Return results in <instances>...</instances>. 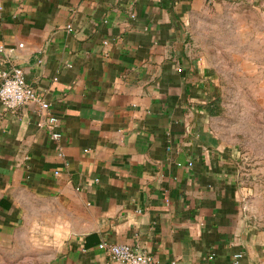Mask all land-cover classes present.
I'll list each match as a JSON object with an SVG mask.
<instances>
[{"label": "crops", "instance_id": "1", "mask_svg": "<svg viewBox=\"0 0 264 264\" xmlns=\"http://www.w3.org/2000/svg\"><path fill=\"white\" fill-rule=\"evenodd\" d=\"M192 7L0 0V68L22 70L61 135L37 127L36 105L0 104V241L51 234L54 264H113L101 243L156 264H264L218 140L217 83L190 56Z\"/></svg>", "mask_w": 264, "mask_h": 264}, {"label": "rangeland", "instance_id": "2", "mask_svg": "<svg viewBox=\"0 0 264 264\" xmlns=\"http://www.w3.org/2000/svg\"><path fill=\"white\" fill-rule=\"evenodd\" d=\"M190 56L217 83L219 143L232 153L236 191L264 231V0H191ZM51 234L21 231L0 241V264H54Z\"/></svg>", "mask_w": 264, "mask_h": 264}, {"label": "built area", "instance_id": "3", "mask_svg": "<svg viewBox=\"0 0 264 264\" xmlns=\"http://www.w3.org/2000/svg\"><path fill=\"white\" fill-rule=\"evenodd\" d=\"M18 47L20 48L22 45L19 44ZM0 54L6 57L0 63H7L9 53H5L3 46H0ZM29 103L38 107L42 117V120L37 123V127L45 129L51 140L58 144L61 139L58 132L59 120L50 113L49 104L25 82L21 69L13 67L7 71L0 68V104L7 110H15ZM57 149L61 155L60 147L57 146ZM98 248L110 258L113 264H156L150 254L126 244L101 243ZM241 256V254H235L233 257L235 261H238Z\"/></svg>", "mask_w": 264, "mask_h": 264}, {"label": "trees", "instance_id": "4", "mask_svg": "<svg viewBox=\"0 0 264 264\" xmlns=\"http://www.w3.org/2000/svg\"><path fill=\"white\" fill-rule=\"evenodd\" d=\"M220 112H221V108H220V104H219V100H218L217 114L220 115Z\"/></svg>", "mask_w": 264, "mask_h": 264}]
</instances>
